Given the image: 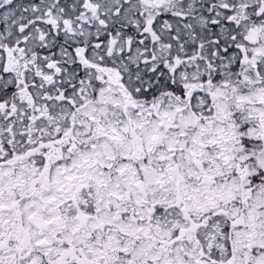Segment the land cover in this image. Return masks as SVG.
Here are the masks:
<instances>
[{"label": "snow or ice", "instance_id": "obj_1", "mask_svg": "<svg viewBox=\"0 0 264 264\" xmlns=\"http://www.w3.org/2000/svg\"><path fill=\"white\" fill-rule=\"evenodd\" d=\"M0 264H264V0H0Z\"/></svg>", "mask_w": 264, "mask_h": 264}]
</instances>
